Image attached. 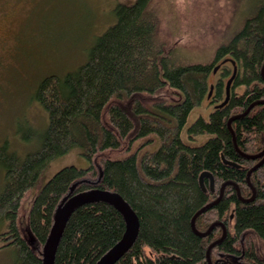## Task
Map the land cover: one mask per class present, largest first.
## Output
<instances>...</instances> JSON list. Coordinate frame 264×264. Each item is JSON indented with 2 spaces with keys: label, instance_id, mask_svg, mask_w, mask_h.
I'll return each instance as SVG.
<instances>
[{
  "label": "trees",
  "instance_id": "trees-1",
  "mask_svg": "<svg viewBox=\"0 0 264 264\" xmlns=\"http://www.w3.org/2000/svg\"><path fill=\"white\" fill-rule=\"evenodd\" d=\"M244 10L239 27H228L212 59L200 63L160 38L156 0L119 3L85 63L39 80L34 99L47 112L40 147L20 157L0 146V240L14 249L15 264H43L57 209L95 190L119 195L137 218L135 240L114 264H264L256 245L264 243V162L247 181L260 161L249 157L264 147V0ZM225 60L236 65L227 102L188 124L204 101L223 102ZM73 149L88 165L64 166L43 181ZM203 172L213 187L204 177L202 189ZM201 209L196 233L191 220ZM125 228L115 206L81 205L65 223L53 264H97Z\"/></svg>",
  "mask_w": 264,
  "mask_h": 264
},
{
  "label": "rangeland",
  "instance_id": "rangeland-1",
  "mask_svg": "<svg viewBox=\"0 0 264 264\" xmlns=\"http://www.w3.org/2000/svg\"><path fill=\"white\" fill-rule=\"evenodd\" d=\"M134 1L0 0V146L6 142L9 150L20 157L40 147L47 112L34 99L37 83L49 74L62 76L85 63L95 40L115 22L116 5ZM259 1L156 0L161 14L160 38L175 46L185 61L208 62L215 46L227 35L228 27L238 28L246 16L239 12ZM224 67L228 68L227 76L230 75L232 66ZM227 76L223 78L224 84ZM218 78L217 72L212 75L211 83ZM212 109V103L204 101L190 113L188 124L198 115L207 116ZM87 165V160L73 149L51 163L43 181L64 166ZM1 171L0 191L4 181ZM29 205L28 198L23 208L27 210ZM256 245L264 250V243L256 242ZM15 262L14 249L2 247L0 240V264Z\"/></svg>",
  "mask_w": 264,
  "mask_h": 264
},
{
  "label": "water",
  "instance_id": "water-1",
  "mask_svg": "<svg viewBox=\"0 0 264 264\" xmlns=\"http://www.w3.org/2000/svg\"><path fill=\"white\" fill-rule=\"evenodd\" d=\"M263 44H264V41H263ZM225 62L231 63L232 71H231L230 77L226 81L225 98H224L223 102L221 104H219L217 107H222L227 102L229 95H230V86H231V83H232V81L236 75L235 62L233 60H225L222 63H225ZM218 68H219V65H217L213 69V73H216ZM263 69H264V66H263ZM212 89L213 88L211 86L209 93L207 95V98L210 97V95L212 93ZM234 118H236V117H232L228 121V125L230 124V122ZM261 156H264V149L260 154H258L256 156H250L249 158L256 159V158H260ZM263 162H264V158L257 165H255V167L253 169H251V171L256 169L257 167H259L260 164H262ZM251 171L247 174V181L249 180V175H250ZM204 177H208L210 179L211 185H212V176L209 173L204 172L199 177V180L201 183L200 185H201L202 189H203L202 180ZM222 193H223V187L221 188L220 196L222 195ZM253 196H254V191H253ZM98 201L106 202V203H109V204L115 206L124 216V218L126 220V228H125V232H124L122 238L120 239V241L115 246H113L98 261L97 264H114L120 257H122L128 251V249L133 244V242L136 238V235H137V231H138V222H137V218H136L135 214L132 212L130 207L124 202V200L119 195L95 190V191H89V192H84V193H80L78 195H75V196L69 198L65 203H63L57 209L50 234H49L48 239H47V241L44 245V248H43V253H42L43 264H53V257H54L55 249H56L57 244L59 242V239H60L62 230L65 226V223H66L68 217L70 216V214L77 207H79L81 205L93 203V202H98ZM203 210L204 209L199 210L193 216V218L191 220V227L194 231H195V228H194L195 218L198 214L202 213ZM211 228H212V226L208 229L207 232L201 233L200 235L206 236L208 234V232L211 230ZM224 236H225V232L223 233L222 237H224ZM215 243H213V245ZM213 245H211V247ZM208 252H209V249L207 251V259L209 260Z\"/></svg>",
  "mask_w": 264,
  "mask_h": 264
},
{
  "label": "bare ground",
  "instance_id": "bare-ground-1",
  "mask_svg": "<svg viewBox=\"0 0 264 264\" xmlns=\"http://www.w3.org/2000/svg\"><path fill=\"white\" fill-rule=\"evenodd\" d=\"M225 85H226V84H225ZM211 86H212V88H213V85H211ZM211 86H210V87H211ZM224 88H225V86H224ZM221 103H222V102H221ZM221 103H220V104H221ZM217 106H218V105H217ZM217 106H216V107H217ZM259 154H260V153H259ZM260 158H261V160H262V159L264 158V156H261ZM258 159H259V158H258ZM261 160H260V161H261ZM260 161H259V162H260ZM259 162H258V163H259ZM258 163H257V164H258ZM257 164H256V165H257ZM260 165H261V164H260ZM254 167H255V166H254ZM254 167H253V168H254ZM253 168H252V169H253ZM257 168H258V167H257ZM257 168H256V169H257ZM254 170H255V169H254ZM250 171H251V170H249V172H250ZM252 171H253V170H252ZM203 173H204V172H203ZM206 173H207V172H206ZM250 174H251V173H250ZM200 184H201V183H200ZM210 185H211V181H210ZM202 186H203V180H202ZM211 187H213V180H212V185H211ZM203 188H204V187H203ZM254 193H255V192H254ZM124 202H125V201H124ZM195 231H196V230H195ZM224 232H225V231H223V233H224ZM196 233H197V231H196ZM222 236H223V234H222ZM221 238H223V237H221Z\"/></svg>",
  "mask_w": 264,
  "mask_h": 264
},
{
  "label": "flooded vegetation",
  "instance_id": "flooded-vegetation-1",
  "mask_svg": "<svg viewBox=\"0 0 264 264\" xmlns=\"http://www.w3.org/2000/svg\"><path fill=\"white\" fill-rule=\"evenodd\" d=\"M221 66H222V65L219 66L218 70L220 69ZM218 70H217V71H218ZM229 77H230V75L227 76V78H226V80H225V84H226V81L228 80ZM223 84H224V83H223ZM225 84H224V86H225ZM231 84H232V83H231ZM212 85H213V89H214V83H212ZM230 90H231V86H230ZM208 101L211 103V99H210V98L208 99ZM219 104H220V103H219ZM217 105H218L217 103H212V107H213V108H214L215 106H217Z\"/></svg>",
  "mask_w": 264,
  "mask_h": 264
}]
</instances>
